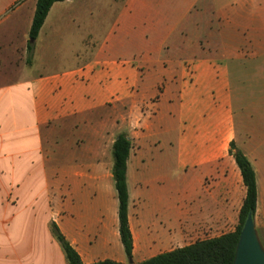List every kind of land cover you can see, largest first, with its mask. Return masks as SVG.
Returning <instances> with one entry per match:
<instances>
[{
  "label": "crops",
  "instance_id": "0c3cea01",
  "mask_svg": "<svg viewBox=\"0 0 264 264\" xmlns=\"http://www.w3.org/2000/svg\"><path fill=\"white\" fill-rule=\"evenodd\" d=\"M36 3L0 0V159L44 151L42 127L71 121L85 159L58 167L73 201L113 177L100 157L126 132L134 262L233 231L246 189L231 143L255 170L263 157L237 143L232 75L264 57V0L58 1L28 64ZM61 230L85 263H125L118 203L67 202Z\"/></svg>",
  "mask_w": 264,
  "mask_h": 264
},
{
  "label": "rangeland",
  "instance_id": "374dc122",
  "mask_svg": "<svg viewBox=\"0 0 264 264\" xmlns=\"http://www.w3.org/2000/svg\"><path fill=\"white\" fill-rule=\"evenodd\" d=\"M120 1L117 0V3ZM114 11L106 8V23L111 21V17L114 18ZM80 57L83 59L85 54ZM52 61L55 67L63 62L59 58ZM245 63L242 74L237 73V68H234L237 65L232 63L235 71L232 84L236 92L234 117L237 143L248 145L263 157L261 166L256 167L259 196L255 223L264 248V57L257 60L247 58ZM71 123L68 121L57 125L54 136L50 138L45 133L51 127H42L44 151L38 153L26 150L24 156L0 159V264H68L64 251L51 231L53 220L63 229L66 203L86 213L94 207L103 210L104 205L107 208L113 202L118 203L113 177L102 183L101 192L89 185L83 189L84 195L71 201L69 183L63 178L64 173L59 171L58 166L70 160L85 159L79 150L70 146L75 137H80L79 134L75 136L79 131ZM94 158L90 157V160ZM100 158L113 169L112 146L105 147V153ZM100 194H103L104 199L97 203ZM224 231L209 234L218 235ZM195 240L191 239L190 242ZM121 249L124 261L130 262L122 244ZM136 260H139L138 257Z\"/></svg>",
  "mask_w": 264,
  "mask_h": 264
},
{
  "label": "trees",
  "instance_id": "16d2710c",
  "mask_svg": "<svg viewBox=\"0 0 264 264\" xmlns=\"http://www.w3.org/2000/svg\"><path fill=\"white\" fill-rule=\"evenodd\" d=\"M63 0H37L33 17L30 40L27 46V63L31 64L35 40L55 2ZM132 148V139L126 132L120 133L112 145L114 165L112 169L118 198L119 233L126 255L133 259L134 239L129 224V192L127 184V163ZM231 153L240 168L246 186V197L240 209L239 221L233 231L219 236L196 240L195 242L160 253L142 262H119L110 258L85 263L78 250L66 238L59 225L53 220L51 231L64 251L68 264H233L240 233L250 210L256 215L258 204V182L256 170L247 155L234 142Z\"/></svg>",
  "mask_w": 264,
  "mask_h": 264
},
{
  "label": "water",
  "instance_id": "95a60500",
  "mask_svg": "<svg viewBox=\"0 0 264 264\" xmlns=\"http://www.w3.org/2000/svg\"><path fill=\"white\" fill-rule=\"evenodd\" d=\"M233 264H264V248L258 236L253 210L249 211L243 224Z\"/></svg>",
  "mask_w": 264,
  "mask_h": 264
}]
</instances>
